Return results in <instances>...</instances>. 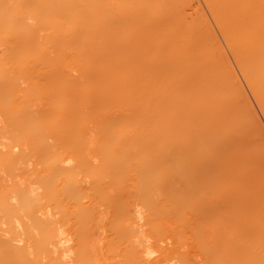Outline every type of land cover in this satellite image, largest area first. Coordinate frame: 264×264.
Returning a JSON list of instances; mask_svg holds the SVG:
<instances>
[{
  "label": "bare ground",
  "instance_id": "bare-ground-1",
  "mask_svg": "<svg viewBox=\"0 0 264 264\" xmlns=\"http://www.w3.org/2000/svg\"><path fill=\"white\" fill-rule=\"evenodd\" d=\"M226 50L264 113V0H0V264H264Z\"/></svg>",
  "mask_w": 264,
  "mask_h": 264
},
{
  "label": "rangeland",
  "instance_id": "rangeland-1",
  "mask_svg": "<svg viewBox=\"0 0 264 264\" xmlns=\"http://www.w3.org/2000/svg\"><path fill=\"white\" fill-rule=\"evenodd\" d=\"M220 37V36H219ZM220 40L222 41V39H221V37H220ZM223 42V41H222ZM226 52H227V54L229 53L227 50H226ZM229 55V57L231 58L230 60H231V62L233 63V65H234V67H235V70H236V72L238 73V76H239V79H240V82L241 83H243L242 84V86H243V89H244V91H242V92H245L243 95H246L247 97H248V100L246 99V101H247V104H248V101H249V105H251L250 107H252V115H253V109H254V112H255V115H256V117L258 118V122L257 123H259L260 125H257V124H255V128H257V126H259V130H257L256 129V131H254V132H256V135H258L259 134V131H260V136L258 135L257 136V139H258V137H259V139H261L260 137H263L264 138V113L262 112V110L260 109V106H259V104H258V102H257V100L255 99V97L254 96H252L253 95V93L251 92V94H250V91H249V87H248V85H247V83H246V81H245V79L243 78V76L241 75V73H240V71L238 70V68H237V66L235 65V63H234V61H233V58H232V56H231V54L229 53L228 54ZM242 86H241V88H242ZM251 103V104H250ZM254 106V107H253ZM255 115L253 116V118L255 117ZM255 117V118H256ZM255 120H257V119H255ZM261 126V127H260ZM254 128V129H255ZM254 129H252V134L251 135H253V130ZM261 129H263L262 131H261ZM258 133V134H257ZM256 135H255V138H256ZM254 138V136H252V139ZM261 139V140H258L259 141V143H260V141L261 142H263L262 140H264V139ZM254 141H256L257 142V140H254ZM256 142L254 143V144H256ZM258 142H257V144H259ZM256 144V146H258V148H260L261 149V146H259V145H261V143L259 144V145H257ZM263 145V144H262ZM263 147H264V145H263ZM262 147V148H263ZM257 148V147H256ZM264 149V148H263ZM258 150V149H257ZM258 151H261V150H258ZM263 151L264 150H262V154H264L263 153ZM260 155H261V152H260ZM260 157V156H259ZM262 159V158H261ZM263 162H264V160H263ZM264 165V164H263Z\"/></svg>",
  "mask_w": 264,
  "mask_h": 264
}]
</instances>
